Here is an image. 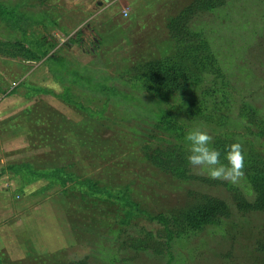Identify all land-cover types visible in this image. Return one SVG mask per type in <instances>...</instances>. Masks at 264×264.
I'll return each mask as SVG.
<instances>
[{
    "label": "rangeland",
    "instance_id": "rangeland-1",
    "mask_svg": "<svg viewBox=\"0 0 264 264\" xmlns=\"http://www.w3.org/2000/svg\"><path fill=\"white\" fill-rule=\"evenodd\" d=\"M194 2L0 0V264H264V209L238 206L258 193L248 175L232 183L192 168L187 180L158 160L185 157L194 128L264 159L236 110L264 120V0H226L179 25L204 33L230 82L226 124L185 109L219 87L209 76L179 97L146 85L150 62H180L167 24ZM209 197L226 213L186 239L183 214Z\"/></svg>",
    "mask_w": 264,
    "mask_h": 264
},
{
    "label": "trees",
    "instance_id": "trees-1",
    "mask_svg": "<svg viewBox=\"0 0 264 264\" xmlns=\"http://www.w3.org/2000/svg\"><path fill=\"white\" fill-rule=\"evenodd\" d=\"M226 0H195L194 4L185 9L184 12L177 16L173 21H169L167 24L169 28V34L174 40L177 46V56L180 58V62L169 58L165 61L157 60L148 64V72L150 73L149 82L146 83L149 90H156L160 96H176L187 90L189 87L199 84L203 77L209 76L213 79V82L219 85V87L212 88L207 91L206 96L193 98L190 97V103H185L186 111H189V105L195 106L189 114L194 118L201 119L202 122H212L216 124H226L229 119L227 113L231 112V106L233 100L228 97L230 82L226 75L222 71L219 63H215L214 54L212 53L211 46L204 36L202 31L197 30H180L179 25L185 24L188 20L194 17L195 10L197 14L202 11H213L224 7ZM196 14V15H197ZM195 15V16H196ZM189 62L191 68L197 67L201 73L198 79H192L188 76V71L191 68L186 67L185 63ZM192 84V85H191ZM194 84V85H193ZM156 93L155 97L159 100H165ZM167 95V96H166ZM172 99V98H171ZM170 98L168 100H171ZM196 99V100H195ZM191 107V108H192ZM237 114L240 118L247 121L249 126L254 125L257 128L255 137L264 140V120L261 118L259 112L251 105L240 104L236 107ZM172 116V115H171ZM175 123V121H173ZM172 121L162 120V127L170 129V124L174 125ZM232 137H227L230 140L216 139L215 147L223 151L224 147L228 144L237 142ZM247 154V153H245ZM176 160H161L160 166L163 170H168L171 174L182 179L193 178L192 167L188 165L186 156H178ZM245 161L246 167L244 174L248 175V183L258 191L254 202L251 204L238 202L240 208H251L257 210L264 209V159L261 160L260 156L255 153H248ZM54 174L56 172H53ZM52 173H40L39 177H45L52 179L54 175ZM189 174V175H188ZM58 178V177H57ZM59 179V178H58ZM207 182V181H206ZM209 183V182H208ZM228 191L235 193V188L229 183H223ZM256 192V191H255ZM227 205L223 200L217 198H207L205 204L195 209H190L183 214L182 222V235L186 239H193L201 235L209 226H211L218 218L220 213H226ZM218 216V218H217Z\"/></svg>",
    "mask_w": 264,
    "mask_h": 264
},
{
    "label": "clouds",
    "instance_id": "clouds-1",
    "mask_svg": "<svg viewBox=\"0 0 264 264\" xmlns=\"http://www.w3.org/2000/svg\"><path fill=\"white\" fill-rule=\"evenodd\" d=\"M184 148L188 165L205 172L212 180L236 183L244 176L246 155L239 141L221 151L213 145L208 131L194 128L184 136Z\"/></svg>",
    "mask_w": 264,
    "mask_h": 264
},
{
    "label": "built area",
    "instance_id": "built-area-1",
    "mask_svg": "<svg viewBox=\"0 0 264 264\" xmlns=\"http://www.w3.org/2000/svg\"><path fill=\"white\" fill-rule=\"evenodd\" d=\"M123 17L127 18L128 17V12L127 11H123Z\"/></svg>",
    "mask_w": 264,
    "mask_h": 264
}]
</instances>
